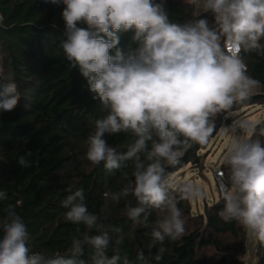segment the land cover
Returning a JSON list of instances; mask_svg holds the SVG:
<instances>
[{"label": "clouds", "instance_id": "clouds-1", "mask_svg": "<svg viewBox=\"0 0 264 264\" xmlns=\"http://www.w3.org/2000/svg\"><path fill=\"white\" fill-rule=\"evenodd\" d=\"M44 2L64 6L60 47L106 112L87 137V160L103 163L107 173L133 164L131 178L124 174L123 187L103 193L101 212L108 210L109 202L118 204L131 196L138 206L127 205L126 215L134 224L146 225L154 210L162 213L151 230L153 245H162L154 257L159 261L168 251L166 238L176 241L186 232L179 201L206 197L193 180L170 181L166 168L177 165L192 144L209 142L217 114L264 88L248 74L242 55H264V0H187L196 11L183 22L170 18L168 0ZM129 32L136 47L125 50L121 33ZM5 79L0 68V81ZM20 99L14 81L0 82V111L15 110ZM229 129L231 139L222 159L230 175L219 184L224 207L218 215L225 222L236 221L264 244V140L259 138L264 127L235 120L223 128L225 133ZM119 134L131 137L124 151L106 139ZM18 162L29 163L24 157ZM6 195L0 191V201ZM62 206L66 221L86 229L73 236L64 254L33 251L23 218L9 206L0 217V264H85V249L93 253V264H130L119 247L123 230L89 212L83 189L70 191ZM110 233H119L114 246ZM137 260L145 261L142 251Z\"/></svg>", "mask_w": 264, "mask_h": 264}, {"label": "trees", "instance_id": "trees-1", "mask_svg": "<svg viewBox=\"0 0 264 264\" xmlns=\"http://www.w3.org/2000/svg\"><path fill=\"white\" fill-rule=\"evenodd\" d=\"M63 7L44 0H0V68L6 78L0 82L14 81L21 94L15 110L0 111V191L7 194L0 201V217L11 206L27 226L33 251L64 254L73 236L86 229L64 219L67 209L62 201L70 191L83 189L89 212L97 214L106 225L123 230L124 241L119 247L130 264H244L240 254L246 248L248 234L236 221L225 222L218 215L224 207L221 197L200 215L191 214L188 200L179 201L186 232L176 241L166 238L163 246L168 251L159 261L154 257L162 245H153L151 230L162 213L154 210L146 225L134 224L126 215L127 205L138 206L131 196L118 204L109 202L108 210L101 212L106 203L103 193L123 187L124 174L131 178L133 164L128 162L126 168L107 173L103 163L93 165L86 158L87 137L95 121L106 112L101 111L86 80L69 65L60 47L64 39ZM167 7L175 22L191 18L196 11L194 3L184 0H168ZM131 35L121 33L125 50L136 47ZM242 55L248 74L264 84V55ZM255 105H264V88L235 104L229 112L219 113L214 118L216 131L209 142L192 144L184 151L177 165L166 168L169 179L188 165L200 163V152L230 124L228 113ZM257 127H264V120ZM106 139L110 146L124 151L131 137L119 134ZM21 157L29 162L28 166L18 162ZM220 168L228 182L227 166L222 164ZM171 194L177 196L175 191ZM110 235L114 246L119 233ZM113 246L108 249L109 256ZM139 251L145 261L137 260ZM92 255L91 250L85 249V264H93ZM257 260L256 264H264V244L258 246Z\"/></svg>", "mask_w": 264, "mask_h": 264}, {"label": "rangeland", "instance_id": "rangeland-1", "mask_svg": "<svg viewBox=\"0 0 264 264\" xmlns=\"http://www.w3.org/2000/svg\"><path fill=\"white\" fill-rule=\"evenodd\" d=\"M184 1L187 2V0ZM227 117L231 118L229 122H227L230 124L224 127L231 126L235 120H246L250 123L258 124L261 120H264V105L245 107L243 109L228 113ZM230 139L231 129H229L228 133H225L222 128L218 136L211 140L207 149L200 152L201 160L198 165L190 164L170 179V181L175 182L193 180L202 185L206 191L205 198L188 200L191 206V214H205V208L210 207L214 202H217L220 199L219 182L214 176V170L222 166V158ZM224 179L222 180L224 181ZM247 236L248 238L246 248H249L251 251V259H249L248 263L256 264L255 259L257 257V249L260 243L253 238L250 239L249 235ZM230 242L233 241L231 240Z\"/></svg>", "mask_w": 264, "mask_h": 264}, {"label": "built area", "instance_id": "built-area-1", "mask_svg": "<svg viewBox=\"0 0 264 264\" xmlns=\"http://www.w3.org/2000/svg\"><path fill=\"white\" fill-rule=\"evenodd\" d=\"M257 92H258V90H256L255 94ZM255 94H253V95H255ZM253 95H251V96H253ZM214 176H215V178L218 180V182L220 184V181L222 179H224V174H223V171L221 170V168H216L214 170ZM224 182H225V179H224ZM219 194H220V197L222 198V194H221L220 190H219ZM261 245H263V244H261ZM250 254H251V251H250L249 248H245V250L242 252L241 260L243 261L244 264H249L248 261H249V259H251V255ZM257 261L258 260H257V257H256V263H257Z\"/></svg>", "mask_w": 264, "mask_h": 264}, {"label": "crops", "instance_id": "crops-1", "mask_svg": "<svg viewBox=\"0 0 264 264\" xmlns=\"http://www.w3.org/2000/svg\"><path fill=\"white\" fill-rule=\"evenodd\" d=\"M261 121H262V120H261ZM261 121H260V122H261ZM250 239H252V238L250 237ZM255 260H256V259H255Z\"/></svg>", "mask_w": 264, "mask_h": 264}]
</instances>
